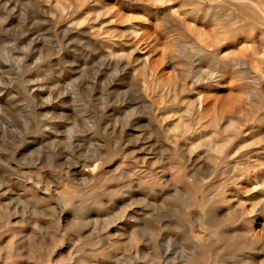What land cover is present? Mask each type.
I'll use <instances>...</instances> for the list:
<instances>
[{
    "label": "rangeland",
    "instance_id": "obj_1",
    "mask_svg": "<svg viewBox=\"0 0 264 264\" xmlns=\"http://www.w3.org/2000/svg\"><path fill=\"white\" fill-rule=\"evenodd\" d=\"M0 264H264V0H0Z\"/></svg>",
    "mask_w": 264,
    "mask_h": 264
}]
</instances>
